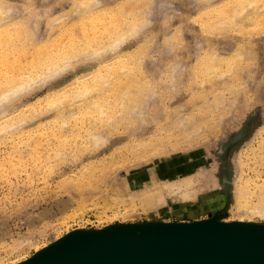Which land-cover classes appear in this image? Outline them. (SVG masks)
Returning a JSON list of instances; mask_svg holds the SVG:
<instances>
[{"label":"rangeland","instance_id":"374dc122","mask_svg":"<svg viewBox=\"0 0 264 264\" xmlns=\"http://www.w3.org/2000/svg\"><path fill=\"white\" fill-rule=\"evenodd\" d=\"M73 1L0 0V2H5L4 16L16 18L15 21H10L5 26H12L17 20L24 19L26 21L29 19L30 21L27 20V23L31 24L27 25L26 23V26L29 30L35 31H32L31 36L36 38V33H38V38L43 36L45 37L44 40L55 35L54 32L57 28L54 24L57 23L56 20L60 19L57 17L66 15L67 17L62 16L64 22L62 21L63 18L60 20L65 25L75 22L73 13H70L73 9L71 4ZM98 1L102 5L112 6V8H117V5L118 7L132 6L134 8L133 6L138 4L139 0H133V2H131L132 0H94L92 4L96 5ZM139 2L141 3L135 7V12L132 11L127 17L122 15L121 19L118 18V25L116 24L117 27L121 25V28H125L126 24L128 25L137 17L135 23H137L136 27L140 26L138 32L130 31L129 34H132V37L128 38V34L124 39L125 41L118 43L116 48L120 54L143 50L139 56L141 59L136 61L138 64L142 62L140 65L136 66L135 61V64L130 62L128 65H124V67L126 66L124 70H121V67L119 69L113 66L116 75L122 72L117 76L111 71V67V72H108H113V77L110 73V79L105 76L110 81L106 80V85L101 83L94 90L92 88V95L90 92L86 94L85 98L83 97V102L82 99L78 101L73 100V98L71 102L70 98L66 96L59 104L70 102V105L67 103L65 106H61L57 103L59 109L51 106L56 110L48 106L45 108L46 105H42L45 108L43 110L41 106L40 110L44 111L42 113L38 108L36 109L37 106L35 105V111L31 108L33 111L29 110L28 112L26 109L28 113L25 114L28 116L29 113H32V116L35 115L32 117L33 119L18 113L20 116L18 122L14 120V122L9 120L7 122L2 120L3 117L0 116V258L6 255V251L13 249L15 243L17 246L19 244L25 245L24 253L10 259L6 256L1 261L2 264H11L19 258L29 257L35 252V243L36 246L45 245L75 229L99 232L107 225L121 228L131 227L135 224L148 225L147 215L138 207L133 209V216L123 217L127 210L123 203L115 205L114 209H105L101 205L102 202H98L96 206L89 204L80 213L72 216V213L76 211L75 207L83 199L89 200L99 193L109 196L118 187L128 189L129 193L130 191L134 192L133 188L135 191L141 192L140 189L147 183L158 187L162 185L161 183L175 181L181 176L189 177L191 175V178L194 179L196 173H199L196 176L197 179L195 178L196 183L192 185L195 190L198 188L194 198L183 200L180 195L176 197L168 194L165 197V202L157 207L161 212L160 217L165 222L192 224L205 219H213V213L216 211L219 213V220L223 222L232 220V213L229 207H226V203L229 198L231 183L236 180L237 173L241 175L240 180H237L240 181L238 183H246V187L251 192L257 191L259 186V188L264 186V28L255 27L253 25L255 22L250 20L244 22L245 26L241 24L240 26L238 23L236 25L235 22L223 21L227 24H225L227 28H232H228L229 30L222 28L225 27L222 21L219 22H222L223 26L220 23L218 25L214 18H205V16L199 15L201 13L197 12L199 10L197 0H140ZM262 13L259 17L264 20V12ZM70 15H72V19L68 17ZM86 15L88 13L84 14V16ZM140 17L143 21L139 20ZM55 18L57 19L55 20ZM52 19L56 23H53ZM69 19L71 20L68 21ZM199 19L200 21L202 19L201 23L204 24H201ZM211 19H214L215 22H211ZM50 22L53 23L52 27L55 26L53 28L55 31L52 28L49 31ZM215 24L218 25L215 26L216 29L213 26ZM65 25H61V27ZM122 25L124 26L122 27ZM200 25L203 28H200ZM238 26L240 27L238 28ZM234 27L238 29L234 30ZM101 29L102 27L99 30L101 31ZM129 30L130 28L127 31ZM177 30L179 33L176 35ZM208 31L211 32V37L208 36L209 33L205 34ZM103 32H100L101 35H105L106 32ZM49 33L53 34L49 36ZM173 35L178 38L175 39ZM106 37L108 36L106 35ZM106 37H100L99 40L104 43L107 41ZM145 41L150 43H146V45L149 43L147 49H142L145 46ZM106 45L108 44L103 47ZM98 46L102 49V45ZM110 47L108 45L105 47L106 49L96 50L95 54L98 53V57L101 58L105 57V60H113L117 57L114 54L116 53L115 45H113L114 49ZM137 47H139L138 50ZM210 55L215 62H212L215 64L212 67L215 71H211V78L209 74V81V78L205 80L206 78L199 74L202 64L197 62L206 60V57L211 58ZM85 59L83 63L74 66L71 71L58 74L45 86L52 82L61 83L69 79L71 73H89L91 71L95 73V70L99 73L100 70L98 69H101L100 73H104L102 66L96 67L97 69L91 66L99 61L95 57ZM227 61L232 66L227 64ZM88 63L91 64L88 66L86 65ZM131 63L136 67V70L141 66L142 69H139L142 72L138 70L141 73L140 76L138 77L139 74H136L137 77L132 78L136 82L135 84L138 83V86L134 85L135 89L133 90L132 84L129 85L134 93L131 96L133 100L131 97L128 99L132 103L128 104L134 106L133 103L135 102L133 101H136V104L139 103L140 105H136L137 107L135 106L134 109L127 104L131 107L129 111L133 109L132 112L130 111L131 114L125 115L124 113L127 114L128 112L126 110L118 116L115 114V110L118 111V108L113 107L115 112L112 113L109 111L112 109H109L111 107L108 104H113L112 92L116 93L117 89L115 91L114 88H119L121 85L123 90L120 87L118 91L119 93L120 90L123 91L121 93L122 101L126 100L124 95L126 96L128 93L126 91L128 88L125 83L129 75L125 77L122 74L127 72L128 66L133 67ZM196 69L199 70L198 73L195 71ZM24 72L27 74H22V77L29 75V70ZM16 73L17 71L10 75H17L19 71ZM142 74L144 78L141 77ZM10 75L8 77H11ZM133 76L135 75H130V77ZM140 77L144 80L146 77V83H144L149 88L145 87L144 83H139L144 81H139ZM117 78H121L122 81ZM202 79L205 83H202ZM108 83L110 84L107 85ZM124 84L125 86H123ZM45 86H39V89L36 88L29 93L30 95L21 97L15 104L20 101H33L45 94ZM106 86L111 88L108 89L107 93L109 101L104 98L106 97L105 92H107ZM141 86H144L145 89L140 88ZM103 88H106L104 89L105 92L101 90ZM142 89L143 91L146 90L143 95ZM109 90L112 91V95L109 94ZM139 96H143L142 101H140L141 97L139 100ZM103 99H106L107 102L104 100L106 103L109 102L107 104L109 112H106L105 109L102 113L99 111L101 114L106 113L102 117L100 116V119L108 113H112V116L108 114V118H111L109 121L108 118L105 123L102 119L99 121V113L94 112V116L92 109V114L89 112L87 118L84 117L83 119V116L81 117L79 114L73 118H68L69 114L67 113L72 112V110V113L75 112V109L76 112L80 113L81 107L84 108L88 104L85 101L90 100L87 102L92 103L94 101L105 104ZM33 112L38 113L33 114ZM60 114H66V119L63 118L65 115ZM113 114L114 118L116 116L119 118L116 117L112 120ZM88 115L91 116L88 117ZM36 116L42 119L37 117L36 120ZM79 116L81 117L79 120H83L82 122L76 121ZM93 116L97 120L92 119ZM55 117L61 122L64 119L68 120L63 121L68 123L61 127L60 121ZM53 118L57 120L56 124ZM105 118L103 119L105 120ZM44 119L49 121L52 119V125L54 123L55 128L52 127L51 121H47V123ZM92 120L93 122H91ZM39 122L43 124L46 122L44 125H51V129L41 127L42 124L40 125ZM74 122L76 125H72ZM80 123L84 125L82 126ZM38 124V127L43 129V134L40 137L32 136V130ZM59 125L60 129L58 128ZM72 126L74 127L72 128ZM75 126L77 127L75 128ZM63 128L65 129L63 130ZM29 129H31L30 136L25 134ZM241 129L244 131L241 132ZM96 135L103 136V141L96 143L94 138ZM31 136L34 138L29 140ZM143 147L148 148L143 149ZM132 148L138 152L134 153ZM87 174L91 176V179H88L90 178L88 175L87 178H84L89 181H84L82 175ZM209 176L210 180L208 181ZM78 177H81L80 180L83 181L84 186H82L84 188L82 186L79 188L76 183H73L79 179ZM96 177L102 178L103 182L101 183L99 180L100 183L97 187L85 186L87 184L85 182L92 184V180ZM198 178L201 179L199 183ZM68 182L72 187L69 186L68 188L61 185ZM221 184L223 188L220 186ZM78 189L81 193L83 191L82 195L80 192L78 193ZM255 201L256 198L252 196L251 202ZM61 203H66L67 206L64 207L65 217L59 212L57 213ZM46 211L47 213L50 211V216L44 219L47 224L41 225L40 220L36 219ZM67 215L71 216L68 217ZM253 222L264 226V216L253 217Z\"/></svg>","mask_w":264,"mask_h":264},{"label":"bare ground","instance_id":"6f19581e","mask_svg":"<svg viewBox=\"0 0 264 264\" xmlns=\"http://www.w3.org/2000/svg\"><path fill=\"white\" fill-rule=\"evenodd\" d=\"M93 1L94 0H74L73 3H71L73 9H72V12H70V13L71 14L73 13L72 14L74 17L73 19L75 20L74 23L70 22L71 24H69V23H67V25L63 24L64 18L62 16L67 17L66 15H62L61 17L60 16L57 17V18H60L59 20H56L57 18H55L57 23L55 22V20L52 19V22L56 23L54 25H56V28H57V30L55 31L53 29L55 26L52 27L53 23L51 24V22H50L49 25H51V26H50V28L48 27L49 31H51L52 29L55 31L54 36H51L53 33L52 34L49 33L50 34L49 36H51L52 40L48 36H47L49 38L48 40H44L45 37H43V36L41 38H38L39 37V36H37L38 33H36L37 34L36 38L31 36V34H33L32 31H34V30H31V29L29 30V28L26 26L27 20H29V19H27L26 21L24 19L17 20L15 22V24H13L12 26H5L8 22L15 21L16 18L5 17L4 16L5 2H0V116L3 117L2 120H4V121L9 120L12 122H14V121L18 122V118L20 117L18 115V113L21 115H25L26 113L29 112V110L33 111L35 105L37 106L36 109L38 108L39 111H41V113L47 106L50 108H51V106H54L55 108L59 109V107H57L58 105H61V106L64 105L65 106V104H67V103H68V105H70V102H66L65 104L63 102V104H59V102L62 101V99H64L66 96H68V98H70L71 102H72V100H71L72 98H73V100H78V101L80 99H82V102H83V97L86 96V94H88L89 92L91 94L92 88H93L92 90H94V88H96V86H98V85L100 86L101 83H104L106 85L107 81H110L107 79H110V74L112 76V74L114 72L113 70H115V67L119 68V69L121 67V70H124L126 67V66L124 67V65H128L130 62H134V61L136 62L137 60L141 59V58H139V56H141L140 54L143 52V50H141L140 52L139 51H133L134 53L123 52V54H120V51H117L118 49L116 48V45L118 43L125 41L124 39H126L125 37H127V35L129 34L130 31L134 32V33L138 32V28L140 26L136 27L137 23H135V20L137 17L134 20H132V17H130L131 18L130 20H132V21H130V23L128 25L126 24L127 27L122 25V27L124 26L125 28H121V25L117 27L116 24H117V22H119L118 18L121 19L122 15L127 17L129 13L130 14L132 13V11L135 12L136 11L135 7H138L137 5L139 3H141V2H139L140 0L138 1V4H135L136 6L135 5L133 6L134 8H132V6H128V7L120 6V7H118V5L116 6L117 8H112V6L102 5L101 3H99V1L96 2L97 4L94 2L96 4V5H94V4H92ZM131 2H133V0ZM135 2L137 3V1H135ZM197 2H198V9H199L197 12L201 13V14H199V13L198 14L205 16V18L206 17L214 18L216 20V23H218V25H219V23H220V25H222V24L225 25L226 23L223 21H228V22H235L236 25L238 23L239 25L241 24V25L245 26L244 22L246 20H250V21L255 22V24H253L255 27H257V28L263 27L264 28V23H263L264 20L260 19V17H259L260 14H263L262 12H264V0H197ZM121 3H123V2H121ZM146 6H144V7L146 8ZM69 8H70V6H69ZM142 9H143V7H142ZM139 11H140V9H139ZM210 11L212 13H209ZM85 13H88V15L84 16ZM143 13H142V15H143ZM72 15H70L68 17L72 19V17H71ZM38 16H40V15H38ZM46 16H47V14H46ZM61 18H63L62 19L63 22L60 21ZM205 18H203V19H205ZM71 19H69L68 21H70ZM214 19H211L212 21L211 20L210 21L215 22V21H213ZM139 20H142V18L140 17ZM124 21L126 22V20H124ZM199 21H200V19H199ZM201 21H202V19H201ZM201 21H200V23H201ZM219 21H222L223 23L219 22ZM139 22L141 23V21H139ZM65 23H66V21H65ZM210 23H209V25L212 24V23L211 24ZM30 24L27 23V25H30ZM61 25H65V26L61 27ZM218 25L215 24L213 26L215 28V26H218ZM226 25H225V27H222V26L221 27L226 28V29L232 28V27L227 28ZM248 25H250V24H248ZM240 26H238V28ZM101 27L103 30L101 29V31H100L99 29ZM201 27L202 26L200 25V28ZM236 27H234V30L238 29V28L235 29ZM129 28H130V30L127 31ZM103 31H105L107 34ZM100 32L105 33V35H101ZM178 33H179V31L177 30V33H175V34L177 35ZM207 33H209V31L205 32V34H207ZM210 34H211V32L209 33L208 36H210ZM106 35L108 37H106ZM99 36L101 38L103 36H105L107 38V41L106 42L104 41V43H103L102 41L99 40V38H100ZM130 36L132 37V34L131 35L129 34L128 38ZM133 37H134V35H133ZM177 38L175 37V39H177ZM48 42H50V43H48ZM147 42H149V41H147ZM147 42L145 41V44L142 43L145 45V46L143 45L145 48L142 46L143 47L142 49H147V45L150 43L149 42L146 45ZM25 43H27L28 45ZM105 44H108L109 47L111 46L110 48H113V49H114L113 45H115L114 50H116V53H114V54L117 55V57L114 58L113 60L112 59L105 60L104 59L105 57L101 58V57H98L99 56L98 53L95 54L96 50H102L106 46H108V45H106L105 47H103ZM29 45H31V46H29ZM98 45H102L101 46L102 49H100V47ZM120 45H122V44H120ZM95 47H97V49H95ZM139 47H137L136 49L138 50ZM140 49H141V47H140ZM86 56L91 57V58L95 57V59L99 60L97 63L95 62L91 66L93 68H96L98 66H100V67L102 66L103 67L102 72H104V73H100L101 69H98V70H100L99 71L100 74L98 73L97 70H95L96 71L95 73H93V71H91L92 73L91 72H89V73L76 72L75 74H72L70 72L72 75L70 74L69 75L70 77L68 76L69 79H66L64 77V79H66V80L62 81L61 83H55V82L53 83L52 82L50 85L45 86V85L49 84L47 82L52 80V79H49V76L51 73H57V75H58V74H63L67 71L69 72L77 64L83 63L84 59L85 58L87 59ZM204 57H206V56H204ZM26 61L27 62L29 61L30 64H28L29 62L27 63ZM213 61L214 60L211 56V58L206 57V60H201V61L197 62L198 64L199 63L202 64V66H200V67H202V69L199 68V69H201V72L199 74H202V76H204V78H206L205 80H208L207 78H209V74H210V78H211V71H213V72L215 71L214 69H212L213 65H215V64H213V63H215ZM135 62H134V64H135ZM137 62H136V64H137L136 66H138L142 63L141 62L138 64ZM91 63H88L86 65L89 66ZM226 63L229 64L230 66H232V64L229 63L228 61ZM233 63H236V62L233 61ZM26 64H28V65H26ZM131 65L133 66V63H131ZM23 66H24V68H23ZM113 66H115V67H113ZM234 66H237V65L234 64ZM111 67H112V70L110 69ZM140 67L141 66H139L137 69L142 72V70H140L142 68H140ZM142 67H143V64H142ZM227 67H229V66H227ZM86 68H89V67H86ZM127 68H128L127 72L123 71L124 73L122 74L125 77H127L129 75V77L126 78V83H125L127 88H128V90H126V91H128V93L124 92V93H127L126 96L124 95L126 100L123 99L124 101H122L123 96L121 95V93L123 92L122 91L123 88L121 85L120 87L122 88V90H120V93L118 91V89H120V87L114 88L115 91L117 89V92H116L117 94L113 93L114 91L112 92L111 90H109L110 91L109 94H111V92L113 94V95L111 94L113 96V98H112L113 100L111 99L113 101V104H108L109 102L106 103L107 101H109V97H107L108 96L107 93H108V89L110 88V87L108 88L106 86L107 92H105V90H104L106 88L101 89L103 92L106 93V97H104V98L108 99L107 101H106V99H103V102L106 101L105 104H99V103L94 102L93 100H92L93 102L90 103V102H87L90 100H87L85 102L88 104L85 103L86 105L84 106V108L81 107L82 111L80 110L81 111L80 113L76 112V109H75L76 113L75 112L72 113L73 112V110H72V112L67 113V114H69L68 118L70 119V117L73 118L74 116H78L76 114L81 115V117L83 116V119H84V117L87 118L86 116L89 112L91 113V109L93 110L92 111L93 115L95 114L94 112H96L98 114L100 111L102 113V111L104 109L107 112L108 111L107 110L108 109L107 104L109 107H111L109 109H112L109 111H111L112 113L116 111L115 114L118 116H119V114H122L126 110H128V112H127V114L124 113L125 115L131 114L130 113L131 109L129 111V108L133 107L135 109L136 105L137 106L140 105L139 103L136 104V101H133V102H135V103H133V104H135L134 106H131L130 104H128V103H132L131 101L129 102L128 99L134 93L133 92V90L135 89L134 85L138 86V83L135 84L136 82L133 81L132 78L137 77L136 74L137 75L139 74L138 75V77H139L141 73H139V71L136 70L135 66H133L131 68L128 66ZM235 68H239V67H235ZM227 69L232 70V67H230V69L229 68H227ZM28 70H29V72H28L29 75L28 76L23 75V77H22L21 75L26 73L24 71H28ZM110 70L113 72L110 73L111 72ZM9 71L10 72L12 71L14 73L16 71L18 73V71H19V73L18 74L16 73L17 75L11 76L13 74H12V72L10 73ZM82 71H83V69H82ZM108 71H110V72H108ZM195 71L198 73L199 70L196 69ZM30 72H32V73L30 74ZM9 75L11 77H8ZM30 75L31 76L33 75V76L31 77ZM115 75H116V73H115ZM130 75H135V76L130 77ZM16 76H18V77H16ZM56 76H55V78H56ZM105 76L108 78L106 79ZM142 76H143V74L141 75V77ZM121 78L120 79L117 78V79L122 81ZM142 78H144V77H142ZM210 78H209V81H210ZM113 79H115V78H113ZM141 79L139 81L144 80V79H142V80ZM72 80H73V82H72ZM60 81L61 80L59 79V82ZM145 81H146V77H145V80L143 82H139V83H144ZM145 83H144V86L148 87V85H146ZM202 83H205V82H203V79H202ZM104 84H102V85H104ZM109 84L110 83H108L107 85H109ZM111 84H112V82H111ZM120 84H121V82H120ZM125 84L123 86H125ZM131 84L133 86L132 91H131L132 87L129 88V85H131ZM102 85H101V87H102ZM105 85L103 87H105ZM112 85H110V86H112ZM39 86L40 87L41 86L46 87V93L45 94L35 98L34 99L35 101L34 100L33 101H24V102L20 101L19 103L15 104L17 101L20 100L21 97H25L27 95H30L29 93L33 92L36 88L39 89ZM144 86L143 87L141 86L140 88L145 89ZM98 88H100V87H98ZM140 88L138 87V90ZM143 89L141 90L142 95H143V93H145L144 91H146V90L143 91ZM94 92H92V93H94ZM98 92H96V93H98ZM99 94L101 95V93H99ZM102 94H104V93H102ZM69 96H71V97H69ZM103 96H105V95H103ZM137 96H136V98H137ZM87 97H88V95H87ZM140 97H141V100H140ZM142 97L143 96L138 97L140 101H142ZM68 98H66L67 101H68ZM205 98H207V97H205ZM100 99H101V96H100ZM131 100H133L132 97H131ZM112 101H110V102H112ZM217 101L219 103V100H217ZM57 103H58V105H57ZM76 103H77V101H76ZM55 104H56V106H55ZM127 104L130 105L131 107L128 106ZM204 104L206 105V103H204ZM207 104H208V102H207ZM215 104H216L215 106H217V103H215ZM42 105H44V106L46 105L45 108ZM79 105H80V103H79ZM105 105H106V108H105ZM41 106L43 107V110H40ZM113 107L115 109L118 108V111L117 110L113 111L114 110ZM31 108L33 110H31ZM121 108H123V109H121ZM26 109L28 110V112ZM51 109H54V108L52 107ZM49 110L48 111L46 110V111L49 112ZM54 110H56V109H54ZM132 111H133V109H132ZM34 113L35 112H33V114ZM36 113H38V112H36ZM101 113L98 114L99 115V121L103 120L104 123L110 114L112 116V113H108L109 115L107 114L103 117V118H105L107 116L105 118V120L103 118H101L102 119L101 120L100 116L102 117L104 114H106L105 112L103 114H101ZM43 114H46V113H43ZM62 114H60V115H62ZM97 114H96V116H97ZM60 115H59V117H60ZM64 115H62V116H64L63 118L66 119L67 115L66 114H64ZM28 116H29V119H33L32 117H34L35 115L32 116V113L31 114L29 113ZM28 116H26V117H28ZM39 116L35 117L36 120H37V117L41 118ZM47 116H49V115H47ZM90 116L91 115H88V117H90ZM94 116L92 119H96V117H94ZM118 116H116V117H118ZM57 117H55V118L57 120H59ZM81 117L80 116L78 118L76 117L77 120L75 118H74V120H76L77 122H80L81 120H79V119ZM116 117L114 118V114H113L112 120L116 119ZM55 118H53V119L55 120ZM109 118L107 119L108 121L111 119V118L110 119ZM120 118H122V115H120ZM65 119L64 120L62 119V120L68 121ZM57 120H55L56 122L54 121L55 124L57 123ZM87 120H86V122H87ZM117 120H121V119H117ZM9 121H7V122H9ZM32 121H34V120H32ZM44 121L47 122L49 120L44 119ZM50 121H51V125H52V119ZM59 121L61 123V127L63 125L65 126V124L68 123V122L67 123L63 122V121L61 122V120H59ZM99 121H96V122H99ZM7 122H6V124H7ZM46 122H44V124ZM69 122H70V120H69ZM91 122H93V120ZM54 123H53L52 127H54ZM60 123H58V124H60ZM83 123L82 124L80 123V125L83 126L85 124V123L84 124ZM41 124H42L41 127H45L46 129H47V127L48 128L51 127V125L47 126V124L44 125L43 123H40V125ZM58 124H57V126H58ZM74 124H75V122L72 125H74ZM35 126H36V124H35ZM38 126H39V124L37 125V127L33 128L32 136L34 135L35 137L36 136L40 137L43 134V129H41V127H38ZM77 126H75V128ZM73 127L74 126H72V128ZM58 128L60 129V125ZM64 129L65 128H63V130ZM30 133H31V129H29V131L25 132V134H27L29 136H30ZM32 136L29 137L30 138L29 140L34 138V137L32 138ZM94 138H95L96 143L103 141L102 139H104L103 136L101 137L99 135H96ZM146 148H148V147H145V148L143 147V149H146ZM132 151L134 153L138 152V151L135 152L136 149L134 151L133 148H132ZM133 152H131V153H133ZM196 174L198 175L199 173H196ZM88 175L89 174H87L85 176L82 175V176L84 178ZM197 175H195L196 179H197V177H196ZM199 176H201V175H199ZM240 176L241 175L239 173L236 174V180L232 181L230 191L228 193L229 198H228V200L226 199L227 200L226 207H229V210L232 213V220L229 222H223V221L219 220V213L216 211L213 213V216H214L213 219H208V220L205 219V220H201L198 222H199V224H202V227L206 228L207 230H211L214 232L219 231V230H225V231L233 232L235 236L247 239L249 241L262 243V245L264 246V230L262 228H260L261 227L260 224L253 222V217L264 216V186H261L262 188H259L260 187L259 186L257 191L251 192L246 187V183L245 184L244 183H241V184L238 183L240 181H237V180H240L239 179V178H241ZM88 177H90V178H88L90 180L91 176L89 175ZM191 177H192L191 175L189 177H182L181 176V178L176 179L175 181L168 182L165 184L161 183L162 185H160V186H158L159 185L158 184L157 185L158 187H156L155 185L153 186V184L151 185V183H149V184L147 183L144 185V187L142 189H140L141 192H138V190L135 191V189L133 188L134 192L130 191V193H129L128 189L118 187V189L116 191H114L113 193H111L109 196L104 195L103 193L102 194L99 193V195L98 194L94 195V197L90 198L89 200L83 199L81 202H79L78 205L75 207L76 211L72 213V216H74L78 212L80 213L83 209L87 208V206L89 204L96 206L98 204V202H102L101 205L105 209H114L115 205H117L119 203H123L127 209L126 213H125L126 215L123 217L133 216V212H134L133 209H135V207H138L144 214L147 215L146 217H148V219H149V224L144 225V226L135 224L131 227L121 228V227L107 225L101 231H99V235L105 236V237L108 234L114 233L115 230H121V229H124L122 231L132 229V230H137L141 233H144V232H149L152 230H156V231L160 230V229H157L154 227V226H158V225L188 226L190 223H187V222L186 223L181 222V223H177V224L165 222L164 219L162 217H160L161 212L158 210L157 207L159 205H161V203L165 202V197L168 194L175 195L176 197H178L180 195V197L183 200H188V199L191 200L192 198H194L196 191H198V188H197V190L192 188V185L196 183L195 182L196 180H195V178L193 179ZM78 178L79 179H76L77 181L75 180V182H73V183H76L77 187L82 186V185L84 186V184L82 183L83 181L81 182V180H80L81 177H78ZM88 179L85 180V178H84L83 180L89 181ZM99 180L101 181V183L103 182L102 178L96 177L92 180V184H90L89 182H85V183H87L85 186L88 185L89 187H91V185H93V186L97 187L98 184L100 183ZM198 180L197 181L199 183L201 179L198 178ZM203 180H204V178L202 179V181ZM209 180H210V176H209L208 181ZM93 181H94V183H93ZM211 181H213V180L211 179ZM220 182H219V184H220ZM213 183L215 184L214 181H213ZM222 184H223V181H222ZM222 184L220 185L221 187H222ZM61 185L69 188V186L71 184H69V182H68L64 185L63 184H61ZM204 186H205V183H204ZM70 187H72V186H70ZM82 187H81V189H82ZM226 187H229V186H226ZM82 190H84V189H82ZM77 191H78V193L80 192V194L82 195L83 191H82V193H81L80 189H78ZM135 192H137V193H135ZM252 196H254L256 198L255 202H251ZM87 202H90V203H87ZM64 207H67L66 203H61L59 210H57V213L59 212L60 215H64V217H65L66 212H65ZM49 216H50V211L48 213L46 211L43 214H40L36 220H40L41 225L47 224V222H44V219L46 217H49ZM67 216L69 217L71 215H67ZM68 217H67V219H69ZM223 226H226V227H223ZM85 233H88V232L80 230V229H75L73 231L68 232L67 234H65L62 237L55 238L54 240L46 243L45 245L36 246L37 244L35 243L34 246L36 249H35V252L31 256L19 258L16 261H13L11 264H35L41 255H43L44 253L50 252L52 247L58 241L61 242V240L63 238H65L66 236H67L66 240L74 238V237H78L80 240H86L87 238L84 235ZM109 236H111V235H109ZM73 242H76V241H73ZM70 243H72V242H70ZM13 247H14L13 249L6 251L5 256H2L0 258V264H2L1 261L4 258H6V256H7V258L10 259L12 257L19 255V254L24 253V251H23L25 249L24 244H19L17 246L15 243L13 245Z\"/></svg>","mask_w":264,"mask_h":264},{"label":"water","instance_id":"95a60500","mask_svg":"<svg viewBox=\"0 0 264 264\" xmlns=\"http://www.w3.org/2000/svg\"><path fill=\"white\" fill-rule=\"evenodd\" d=\"M154 227L160 230L121 229L106 237L88 232L86 240L66 236L35 264H264L262 243L233 232L207 230L199 222Z\"/></svg>","mask_w":264,"mask_h":264},{"label":"snow or ice","instance_id":"6c2138e0","mask_svg":"<svg viewBox=\"0 0 264 264\" xmlns=\"http://www.w3.org/2000/svg\"><path fill=\"white\" fill-rule=\"evenodd\" d=\"M56 75H57V73H51L49 76V79H54ZM243 131H244V129H241V132H243Z\"/></svg>","mask_w":264,"mask_h":264}]
</instances>
